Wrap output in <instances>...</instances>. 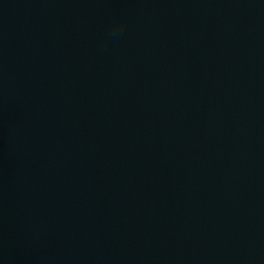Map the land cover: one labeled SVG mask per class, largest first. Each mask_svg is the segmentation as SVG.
Segmentation results:
<instances>
[{
  "label": "water",
  "instance_id": "95a60500",
  "mask_svg": "<svg viewBox=\"0 0 264 264\" xmlns=\"http://www.w3.org/2000/svg\"><path fill=\"white\" fill-rule=\"evenodd\" d=\"M206 45L264 80V0H145Z\"/></svg>",
  "mask_w": 264,
  "mask_h": 264
}]
</instances>
